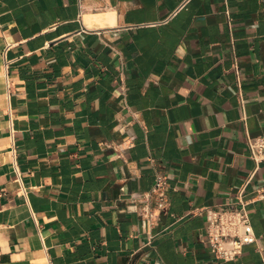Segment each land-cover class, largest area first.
<instances>
[{
  "label": "crops",
  "instance_id": "crops-1",
  "mask_svg": "<svg viewBox=\"0 0 264 264\" xmlns=\"http://www.w3.org/2000/svg\"><path fill=\"white\" fill-rule=\"evenodd\" d=\"M257 138L264 0H0V264H264ZM240 202L219 260L202 209Z\"/></svg>",
  "mask_w": 264,
  "mask_h": 264
},
{
  "label": "built area",
  "instance_id": "built-area-1",
  "mask_svg": "<svg viewBox=\"0 0 264 264\" xmlns=\"http://www.w3.org/2000/svg\"><path fill=\"white\" fill-rule=\"evenodd\" d=\"M9 47L7 48V50ZM6 50V51H7ZM11 61L6 62V69L9 68ZM12 85L6 77V92L8 98L11 96ZM251 159L256 163L264 162V138H257L249 143ZM15 172L18 181H21L22 173L19 171L15 161ZM167 178L157 173L155 183L148 198L155 196L160 204L167 203ZM258 198L264 199V188L257 191ZM241 207L235 209L225 208H205L202 209L207 221L206 243L217 259L226 262L238 259L246 245L255 243L256 237L251 224L249 214L246 210V203L240 202ZM153 214L151 210L142 213L143 227L147 228Z\"/></svg>",
  "mask_w": 264,
  "mask_h": 264
}]
</instances>
